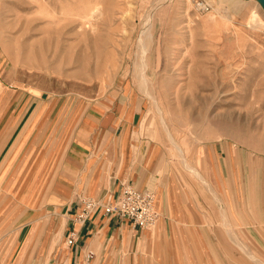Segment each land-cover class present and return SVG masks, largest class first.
Returning a JSON list of instances; mask_svg holds the SVG:
<instances>
[{"label":"rangeland","instance_id":"rangeland-1","mask_svg":"<svg viewBox=\"0 0 264 264\" xmlns=\"http://www.w3.org/2000/svg\"><path fill=\"white\" fill-rule=\"evenodd\" d=\"M96 1L103 13L93 18L91 29L83 16ZM215 1L220 0H0V77L39 103L27 118L33 116L29 128L43 134L42 144L30 152L31 166L42 153L49 162L56 158L52 150L76 113L78 121L62 151L64 161L75 144L88 140L85 135L101 129L98 125L84 133L86 119L114 113L120 102L133 107L136 100L142 114L139 127L165 146L170 161L181 162L192 175L200 145L224 140L264 155V4L222 0L220 7ZM254 10L262 19L258 23L249 17ZM140 42L147 47L143 54ZM19 168L14 177H19ZM30 173L20 187L24 197H50L51 186L45 185L52 182L51 174L44 185L41 176L37 182L38 174ZM210 185L206 178V191ZM68 206L47 197L28 208V220L43 213L42 222L53 213L66 217ZM18 223L9 239L0 238V264L10 261L7 253L17 240ZM57 246L55 241L50 256L32 255L23 264H58ZM248 255L251 264H262Z\"/></svg>","mask_w":264,"mask_h":264},{"label":"crops","instance_id":"crops-1","mask_svg":"<svg viewBox=\"0 0 264 264\" xmlns=\"http://www.w3.org/2000/svg\"><path fill=\"white\" fill-rule=\"evenodd\" d=\"M137 104L120 102L114 113L86 119L84 133L98 125L101 129L85 135L88 140L75 144L64 161L62 151L78 121L76 113L52 150L56 158L49 162L42 153L31 166L30 152L43 142L37 127L28 126L33 116L27 119L30 111H38V100L6 86L0 77V238L9 239L16 220L20 224L8 264H23L32 255L50 256L55 241L58 264H248V254L264 264V155L218 140L197 147L192 162L197 175H192L181 162L170 161L165 146L139 127ZM18 168L20 175L14 177ZM29 173L38 174L37 182L41 176L44 185L50 173L52 182L45 186L53 194L26 199L20 187L29 181ZM206 178L212 184L207 191ZM124 183L155 193L160 213L155 226H135L102 207L84 223L76 219L81 196L105 203ZM47 197L60 207L68 204L67 216L53 213L42 222L44 213L34 214L29 221L28 208L40 206ZM72 231L76 242L69 246L66 239ZM90 250L95 252L92 259L87 257Z\"/></svg>","mask_w":264,"mask_h":264},{"label":"built area","instance_id":"built-area-1","mask_svg":"<svg viewBox=\"0 0 264 264\" xmlns=\"http://www.w3.org/2000/svg\"><path fill=\"white\" fill-rule=\"evenodd\" d=\"M156 196L153 191L141 190L130 183H124L120 193L112 200L102 203L99 199L91 196L79 198L81 211L76 219L79 222H86L93 212L102 207L111 216L130 220L138 227L155 226L159 220L160 213L155 208ZM75 231H72L66 239V243L72 246L76 242ZM95 252L90 250L88 259H92Z\"/></svg>","mask_w":264,"mask_h":264},{"label":"bare ground","instance_id":"bare-ground-1","mask_svg":"<svg viewBox=\"0 0 264 264\" xmlns=\"http://www.w3.org/2000/svg\"><path fill=\"white\" fill-rule=\"evenodd\" d=\"M220 1H221V4H220ZM220 1H215V4H217V6H220V5L223 6L222 4H223L224 2H223L222 0H220ZM234 1H235L236 4H237V2H238V4H239V1H237V2H236V0H234ZM240 1H241V0H240ZM240 3H241V2H240ZM101 4H102L101 2H97V1H96V2H95L93 5H91L90 8L84 13V16H83V17H84V18H83V23H84V24H87V26H89L91 29H95V23L93 22V18H95V16H98L99 14H102V13H103V8H102V5H101ZM202 4H204V3H202ZM233 4H234V3H233ZM241 4H244V2L241 3ZM248 4H250V3H248ZM221 6H220V7H221ZM244 6H245V5H244ZM249 6H250V5H249ZM223 7H224V6H223ZM247 7H248V6H247ZM150 16L153 17L152 14H151ZM249 17H250L251 21H253V22H257V23H258L259 21L262 20V19L260 18V16H259L258 12H257L256 10L251 11ZM147 18H149V15L147 16ZM147 18L145 19V21H146V20L148 21L149 19H151V20H152L151 22H153V19H152L151 17H150L149 19H147ZM94 20H95V19H94ZM149 22H150V21L146 22L147 25L151 23V22H150V23H149ZM146 23H144L145 25H143V30H144V31L146 30V29H144V26H145L146 28H147L148 26H150V25L146 26ZM260 23L262 24V22H260ZM152 24H153V23H151V25H152ZM154 24H155V23H154ZM151 27H153V25H152ZM152 29H153V28H152ZM143 30H141V31H143ZM147 30H148V29H147ZM149 30H151L150 27H149ZM96 31H97V30H96ZM100 32H101V31H100ZM146 32H147V31H146ZM149 32H150V31H149ZM149 32H147V36H148V33H149ZM152 32H153V31H152ZM141 34H142V33H141ZM149 34H151V33H149ZM142 35H146V34H142ZM151 35H152V34H151ZM149 36H150V35H149ZM140 38H141V37H140ZM140 38H139V39H140ZM147 38H148V37H147ZM149 38H150V37H149ZM142 39L144 40V39H146V37H145V38H142ZM142 39H141V41H143ZM145 41H147V39H146ZM145 41H143V42H145ZM143 42H140V47H141V49H142V51H143L142 54L145 53V51L147 50V47H146V44H145V43H147V42H145V43H143ZM138 43H139V42H138ZM147 45H148V44H147ZM142 56H143V55H142ZM142 56H141V57H142ZM144 57H145V56H144ZM142 58H143V57H142ZM144 59H145V58H144ZM145 60H146V59H145ZM141 61H143V60H141ZM145 62H146V61H145ZM144 64H146V63H144ZM180 64H181V63H180ZM180 64H179V65H180ZM142 65H143V62H142V64H141V66H142ZM139 67H140V66H138L137 68L140 69V71H141L142 69H141V67H140V68H139ZM179 67H180V66H179ZM143 69H144V68H143ZM181 70H182V68H181ZM189 71H190V70H189ZM142 72H143V70H142ZM142 72H141V73H142ZM190 72H191V71H190ZM141 73L137 74V78L139 77V75L141 76L144 72H143L142 74H141ZM179 73H180V72H179ZM143 75H144V74H143ZM180 75H181V74H180ZM144 76H145V75H144ZM145 77H146V76H145ZM182 77H183V76H180L181 79H182ZM140 78H142V77H140ZM189 78H190V77H189ZM144 79H145V78H144ZM139 80H140V79H139ZM144 81H145V80L141 79V82H144ZM146 81H147V79H146ZM150 82H151V81H150ZM150 82H149V80H148L147 83H150ZM142 84H143V83H142ZM144 84H146V83H144ZM152 84H153V83H152ZM152 84H151V85H152ZM148 85H149V84H148ZM148 85L145 86L146 89H148V87H149ZM151 87H152V86H150V88H151ZM188 87H189V86H188ZM152 88H154V87H152ZM152 88L150 89L151 91L155 90V88H154V89H152ZM189 89H190V88H189ZM148 90H149V89H148ZM146 91H147V90H146ZM147 92H148V91H147ZM150 93H151V92H150ZM154 94H156V90H155V93H153V96H154ZM148 95H150V94H148ZM156 95H157V94H156ZM150 96H151V95H150ZM153 96H152V97H153ZM161 97H162V96H159V98H161ZM152 99H155V102H156V103L158 102V101H156L157 96H155V97L152 98ZM155 102H154V103H155ZM156 103H155V104H156ZM158 105H159V104H158ZM158 107H159V106H158ZM158 109H159V108H158ZM160 111H161V110H160ZM160 111H159V113H163V112H164V111H163V112H160ZM163 114H164V113H163ZM161 115H162V114H161ZM163 117H164V116H163Z\"/></svg>","mask_w":264,"mask_h":264},{"label":"water","instance_id":"water-1","mask_svg":"<svg viewBox=\"0 0 264 264\" xmlns=\"http://www.w3.org/2000/svg\"><path fill=\"white\" fill-rule=\"evenodd\" d=\"M263 4H264V0H262Z\"/></svg>","mask_w":264,"mask_h":264}]
</instances>
